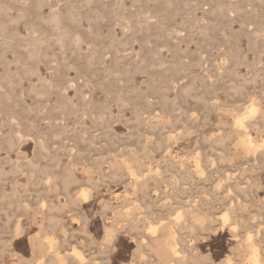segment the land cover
Masks as SVG:
<instances>
[{
    "label": "rangeland",
    "instance_id": "374dc122",
    "mask_svg": "<svg viewBox=\"0 0 264 264\" xmlns=\"http://www.w3.org/2000/svg\"><path fill=\"white\" fill-rule=\"evenodd\" d=\"M4 1L7 4L0 0V264H78L70 257L72 249H77L83 255V264H159L148 256L149 252H143L139 248V241L149 232V227L160 228L165 222L166 226L177 230V247L181 248L179 251L185 257L181 254L185 259L184 264H251L253 247L258 252L260 263L263 261L261 264H264V0H91L93 3L90 0ZM115 15H120L121 18H116ZM122 16H126L127 20H123ZM134 17L137 18L136 21ZM51 20L55 25H52L54 23ZM144 23L146 24L143 25ZM148 30L152 33H147ZM49 37L51 41H48ZM67 40L71 43L66 42ZM61 41L64 43L61 44ZM80 47L82 51L79 50ZM114 61H118L117 64ZM26 69L29 70L28 73ZM211 75L214 78L220 77L215 79V85ZM191 83L193 86H190ZM163 89H166L164 94L161 91ZM38 92L42 93V97H38ZM62 92L66 94L63 97ZM217 98L220 100L219 104ZM255 99L257 101L254 103ZM169 102H173L172 105ZM251 106L255 108L254 114L249 113L248 108ZM12 117L15 119L12 120ZM240 121L243 122V127L239 125ZM49 126H52V130ZM245 132L256 137L255 144L260 143H257L256 150L248 149ZM227 134L232 135V139ZM60 136L62 141L59 140ZM217 141L224 142L226 150L222 142L216 143ZM77 144L79 145L75 146ZM155 144L157 148L154 147ZM232 151L235 153L232 154ZM254 156L256 157L252 158ZM17 168H21L20 173ZM188 172H191L193 179L188 177ZM181 176L187 177L188 181ZM55 185L56 189L54 187L53 190ZM80 191L87 193V202H79V206L77 203L71 205L69 197L73 196L74 201L80 199ZM259 202L262 204L259 205ZM135 204L138 206L135 207ZM189 211L192 213H188ZM231 212L235 217L231 216ZM199 213L201 217L204 214L208 222H203V226L206 224L205 228L197 223L194 226L196 232L191 228L193 220L190 216L196 217ZM226 214L228 217L223 222L222 215ZM142 216L144 221H141ZM214 220L217 222L214 223ZM85 221L88 222L87 226ZM144 222L148 224L147 227ZM223 223L227 225L222 226ZM16 231L21 235L18 232L17 235ZM105 232H112L117 237L113 235L116 240L112 238L113 242L106 244ZM32 238L41 243L34 244ZM253 239L259 240V244ZM48 241L56 242L55 247L60 253L54 254L52 260L43 257L48 253ZM41 244H44V248ZM136 249L143 255V259L139 258ZM135 258L139 260L136 261ZM194 258L197 259L192 262Z\"/></svg>",
    "mask_w": 264,
    "mask_h": 264
},
{
    "label": "bare ground",
    "instance_id": "6f19581e",
    "mask_svg": "<svg viewBox=\"0 0 264 264\" xmlns=\"http://www.w3.org/2000/svg\"><path fill=\"white\" fill-rule=\"evenodd\" d=\"M64 1H65V0H64ZM69 1H70V0H69ZM121 1H123V0H121ZM249 1H250V0H249ZM19 2H20V1H19ZM29 2H30V0H29ZM35 2H37V1H35ZM54 2H55V1H54ZM89 2H92V1L90 0ZM168 2H169V1H168ZM259 2H260V0H259ZM263 2H264V1H263ZM1 3H2V1H1ZM1 3H0V4H1ZM3 3H6V2L3 0ZM9 3H10V2H9ZM9 3H8V4H9ZM38 3H39V2H38ZM38 3H37V4H38ZM50 3H51V2H50ZM74 3H75V2H74ZM92 3H93V2H92ZM94 3H95V1H94ZM214 3H215V2H214ZM218 3H219V2H218ZM227 3H228V2H227ZM230 3H232V2H230ZM6 4H7V3H6ZM10 4H11V3H10ZM12 4H14V3H12ZM12 4H11V5H12ZM45 4H46V3H45ZM167 4H168V3H167ZM172 4H173V3H172ZM15 5H16V4H15ZM23 5H25V4H23ZM46 5H47V4H46ZM65 5H66V4H65ZM84 5H85V4H84ZM120 5H121V4H120ZM218 5H219V4H218ZM221 5H222V4H221ZM226 5H227V4H226ZM229 5H230V4H229ZM234 5H235V4H234ZM238 5H239V3H238ZM43 6H44V5H43ZM58 6H59V5H58ZM72 6H73V5H72ZM87 6H89V5H87ZM90 6H91V4H90ZM222 6H223V5H222ZM222 6H221V9H222ZM232 6H233V5H232ZM1 7H2V6H1ZM1 7H0V8H1ZM11 7H12V6H10V8H11ZM22 7H23V6H22ZM78 7H79V6H78ZM218 7L220 8V5L217 6V8H218ZM223 7H224V6H223ZM229 7H230V6H229ZM236 7H237V6H236ZM69 8H70V7H69ZM74 8H77V7L74 6ZM123 8H124V7H123ZM219 8H218V12H219ZM226 8H227V7H226ZM240 8H241V7H240ZM242 8H243V7H242ZM242 8H241V9H242ZM6 9H7V8H6ZM37 9H38V8H37ZM72 9H73V8H72ZM78 9H79V8H78ZM223 9L225 10V8H223ZM224 10H223V11H224ZM227 10H228V9H227ZM11 11H12V10H11ZM11 11H8V12H11ZM54 11H55V10H54ZM54 11L52 10V12H54ZM72 11H73V10H72ZM72 11H70V12H72ZM77 11H78V10H77ZM225 11H226V10H225ZM229 11H231V10H229ZM239 11H241V10L239 9ZM66 12H68V11H66ZM70 12H69V13H70ZM151 12H152V11H151ZM214 12H215V11H214ZM216 12H217V11H216ZM218 12H217V13H218ZM1 13H2V12H1ZM27 13H28V11H27ZM50 13H51V12H50ZM69 13H66V14L68 15ZM79 13H80V12H79ZM112 13H113V11H112ZM142 13H144V12H142ZM223 13H224V12H223ZM228 13H229V12H228ZM242 13H243V12H242ZM242 13H241V15H242ZM246 13H247V12H246ZM21 14H22V13H21ZM53 14H54V13H53ZM53 14H52V15H53ZM117 14H118V13H117ZM146 14H147V13H146ZM151 14H152V13H151ZM161 14H162V13H161ZM214 14H216V13H214ZM230 14H231V13H230ZM248 14H249V13H248ZM258 14H259V12H258ZM2 15H4V14L2 13ZM7 15H8V14H7ZM52 15H51V16H52ZM56 15H57V14H56ZM69 15H70V14H69ZM69 15H68V17H69ZM72 15H74V14H72ZM78 15H79V14H78ZM143 15H144V14H143ZM20 16H21V15H20ZM49 16H50V15H49ZM62 16H63V15H62ZM145 16H146V15H145ZM145 16H144V17H145ZM147 16H148V15H147ZM164 16H165V15H164ZM238 16H239V15H238ZM244 16H246V15H244ZM257 16H258V15H257ZM56 17H57V16H56ZM78 17H79V16H78ZM81 17H82V16H81ZM81 17H80V18H81ZM115 17H116V15H115ZM118 17H120V15H119ZM118 17H116V18H118ZM122 17H123V16H122ZM125 17H126V16L123 17V20H127ZM144 17H143V18H144ZM226 17H227V16H226ZM231 17H232V16H231ZM241 17H242V16H241ZM258 17H259V16H258ZM2 18H3V17H2ZM5 18H6V17H5ZM10 18H12V17H10ZM17 18H18V17H17ZM17 18H16V19H17ZM65 18H66V17H65ZM69 18H71V17H69ZM69 18H68V20H69ZM73 18H74V16H73ZM120 18H121V17H120ZM124 18H125V19H124ZM150 18H151V17H150ZM157 18H158V16H157ZM245 18H246V17H245ZM13 19H14V18H13ZM26 19H27V18H26ZM48 19H49V18H48ZM54 19H55V18H54ZM62 19H63V18H62ZM82 19H83V18H82ZM88 19H89V18H88ZM88 19H87V20H88ZM111 19H112V18H111ZM133 19H135V21H136L137 18L134 17ZM145 19H146V17H145ZM160 19H161V18H160ZM162 19H163V18H162ZM24 20H25V19H24ZM40 20H42V19L40 18ZM45 20H47V19H45ZM56 20H57L56 22H58V19H56ZM60 20H61V19L59 18V21H60ZM98 20H99V19H98ZM102 20H103V19H102ZM108 20H109V19H108ZM143 20H144V19H143ZM143 20H142V21H143ZM42 21H43V20H42ZM69 21H70V20H69ZM75 21H77V20H75ZM75 21H74V22H75ZM92 21H93V20H92ZM138 21H139V20H138ZM145 21H146V20H145ZM145 21H144V22H145ZM246 21H247V20H246ZM51 22H53V20H51ZM60 22H61V21H60ZM129 22H131L130 18H129ZM155 22H156V21H155ZM45 23H47V22L45 21ZM53 23H54V22H53ZM98 23H100V20H99ZM125 23H127V22H125ZM142 23H143V22H142ZM142 23H141V24H142ZM247 23H248V22H247ZM250 23L252 24V22H250ZM250 23H249V24H250ZM48 24H49V23H48ZM59 24H61V23H59ZM59 24H58V25H59ZM128 24H129V23H128ZM130 24H131V23H130ZM141 24H140V25H141ZM145 24H146V23H144L143 25H145ZM148 24H149V22H148ZM160 24H161V23H160ZM160 24H158V25H160ZM226 24H227V23H226ZM50 25H51V24H50ZM52 25H55V23L52 24ZM143 25H142V26H143ZM246 25H248V24H245V26H246ZM127 26H128V25H127ZM138 26H139V24H138ZM142 26H141V28H143ZM248 26H249V25H248ZM55 27H56V26H55ZM62 27H63V26H62ZM243 27H244V26H243ZM3 28H4V27H3ZM53 28H54V26H53ZM63 28H64V27H63ZM65 28H66V27H65ZM65 28H64V29H65ZM145 28H146V27H145ZM147 28H148V27H147ZM149 28H150V27H149ZM55 29H56V28H55ZM61 29H62V28H61ZM122 29H123V28H122ZM131 29H132V28H131ZM4 30H5V29H4ZM56 30H57V29H56ZM62 30H63V29H62ZM124 30H125V29H124ZM128 30H129V28H128ZM128 30H127V32H130V31H128ZM133 30H134V29H133ZM141 30H142V29H141ZM170 30H171V29H170ZM32 31H33V30H32ZM36 31H37V30H36ZM57 31H58V30H57ZM60 31H61V30H60ZM66 31H68V29H67ZM34 32H35V31H34ZM72 32H73V31H72ZM124 32H125V31H124ZM148 32H150V30H148L147 33H148ZM172 32H173V30H172ZM259 32H260V31H259ZM40 33H41V32H40ZM42 33H43V32H42ZM45 33H46V32H45ZM65 33H66V32H65ZM150 33H152V32H150ZM170 33H171V31H170ZM177 33H178V32H177ZM190 33H191V32H190ZM204 33H205V32H204ZM17 34H18V33H17ZM34 34H35V33H34ZM67 34H68V32H67ZM67 34H66V35H67ZM179 34H180V33H179ZM179 34H178V35H179ZM257 34H259V33H257ZM15 35H16V34H15ZM40 35H41V34H40ZM45 35H46V34H45ZM73 35H74V33H73ZM175 35H176V34H175ZM178 35H177V36H178ZM255 35H256V32L254 33V36H255ZM16 36H17V35H16ZM16 36H14V37H16ZM51 36H52V35H51ZM51 36H50V37H51ZM70 36H71V34H70ZM74 36H75V35H74ZM124 36H125V35H124ZM160 36H161V35H160ZM177 36H176V37H177ZM11 37H12V36H11ZM47 37H48V35H47ZM50 37H49V38H50ZM80 37H81V36H80ZM135 37H136V35H135ZM167 37H168V35H167ZM170 37H171V35H170ZM180 37H181V36H180ZM189 37H190V36H189ZM189 37H188V38H189ZM49 38H48V39H49ZM51 38H52V37H51ZM51 38H50V40H48V41H51ZM58 38H59V37H58ZM58 38H57V39H58ZM82 38H83V37H82ZM116 38H117V37H116ZM116 38H115V39H116ZM122 38H123V37H122ZM168 38H169V37H168ZM173 38H174V36H173ZM177 38H179V37H177ZM188 38H185V39H188ZM255 38H256V36H255ZM22 39H23V38H22ZM34 39H35V38H34ZM73 39H75V37H74ZM108 39H109V38H108ZM169 39H170V38H169ZM169 39H168V41H169ZM5 40H6V39H5ZM7 40H8V39H7ZM13 40H14V39H13ZM39 40H42V39L40 38ZM39 40H38V41H39ZM54 40H55V39H54ZM61 40H62V39H61ZM71 40H72V39H71ZM77 40H79V38H78ZM77 40H72V41H73V42H74V41L77 42ZM118 40H120V39H118ZM172 40H173V39H172ZM9 41H10V40H9ZM25 41H26V40H25ZM42 41H44V40H42ZM58 41H59V40H58ZM64 41H65V40H64ZM68 41H69V40H67L66 42H68ZM26 42H27V41H26ZM44 42H45V41H44ZM44 42H43V43H44ZM55 42H56V41H55ZM61 42H62V41H61ZM69 42H70V41H69ZM113 42H114V41H113ZM115 42H116V41H115ZM123 42H124V41H123ZM135 42H136V41H135ZM137 42H138V41H137ZM162 42H164V41H162ZM178 42H179V41H178ZM3 43H6V42H3ZM24 43H25V42H24ZM28 43H29V42H28ZM56 43H57V42H56ZM63 43H64V42H62L61 44H63ZM70 43H71V42H70ZM78 43H79V42H78ZM86 43H87V42H86ZM129 43H130V42H129ZM176 43H177V42H176ZM252 43L255 44L256 42H255V43L252 42ZM7 44H8V43H7ZM25 44H26V43H25ZM45 44H47V43H45ZM72 44H73V43H72ZM74 44H75V43H74ZM83 44H84V42H83ZM83 44H82V45H83ZM110 44H111V43H110ZM34 45H36V44L34 43ZM34 45H33V46H34ZM37 45H38V44H37ZM37 45H36V46H37ZM42 45H43V44H42ZM89 45H90V44H89ZM113 45H114V44H113ZM119 45H120V44H119ZM124 45L127 46L125 43H124ZM27 46H28V45H27ZM38 46L40 47L41 45L39 44ZM64 46H65V45H64ZM64 46H63V47H64ZM77 46H78V45H77ZM79 46H80V45H79ZM87 46H88V45H87ZM109 46H110V45H109ZM117 46H118V44H117ZM143 46H144V45H143ZM180 46H181V44H180ZM28 47H29V46H28ZM59 47H60V46H59ZM61 47H62V46H61ZM61 47H60V48H61ZM157 47H158V46H157ZM22 48H23V46H22ZM65 48H66V46H65ZM116 48H117V47H116ZM119 48H120V47H119ZM123 48H124V46H123ZM26 49H27V48H26V46H25V50H26ZM34 49H37V50H38V48H34ZM96 49H97V48H96ZM105 49H106V48H105ZM180 49H181V48H180ZM28 50H29V49H28ZM37 50H36V51H37ZM63 50H64V48H63ZM79 50H81V47H80ZM81 51H82V50H81ZM103 51H104V50H103ZM181 51H182V50H181ZM61 52H63V51H61ZM93 52H94V51H93ZM106 52H107V51H106ZM112 52H113V51H112ZM26 53H27V52H26ZM28 53H30V52H28ZM28 53H27V54H28ZM36 53H37V52H36ZM36 53H35V55H37ZM79 53H80V52H79ZM89 53H90V52H89ZM97 53H98V52H97ZM186 53H187V49H186ZM39 54H40V52H39ZM39 54H38V57H39ZM62 54L64 55V53H62ZM62 54H61V55H62ZM84 54H85V53H84ZM86 54H87V53H86ZM99 54H100V53H99ZM99 54H98V56H99ZM159 54H160V53H159ZM159 54H158V55H159ZM76 55H78V54H76ZM93 55H94V54H93ZM95 56H96V55H95ZM138 56H139V55H138ZM27 57H28V56H27ZM43 57H45V56H43ZM80 57H81V56H80ZM90 57H92V56H90ZM115 57H116V56H115ZM115 57H114V58H115ZM159 57H160V56H159ZM234 57H235V56H234ZM234 57H233V58H234ZM35 58H36V57H35ZM46 58H47V57H46ZM86 58H87V57H86ZM116 58H117V57H116ZM118 58H119V57H118ZM160 58H161V57H160ZM27 59H28V58H27ZM78 59H80V58H78ZM87 59H90V58H87ZM97 59H98V58H97ZM99 59H100L99 61H101V58H100V57H99ZM105 59H106V58H105ZM120 59H121V58H120ZM162 59H163V57H162ZM226 59H227V58H226ZM236 59H237V58H236ZM238 59H239V58H238ZM32 60H33V58H32ZM39 60H40V59H39ZM55 60H56V59H55ZM82 60H83V59H82ZM90 60H91V59H90ZM93 60H94V58H93ZM93 60H91V61H93ZM122 60H123V59H122ZM139 60H140V59H139ZM240 60H241V59H240ZM16 61H17V60H16ZM40 61H41V60H40ZM86 61H87V60H86ZM86 61H85V62H86ZM120 61H121V60H120ZM160 61H161V60H160ZM19 62H20V61H19ZM88 62H89V61H88ZM102 62H103V61H102ZM114 62H116V61H114ZM117 62H118V61H117ZM117 62H116V64H117ZM121 62H122V61H121ZM144 62H145V61H144ZM164 62H165V61H164ZM164 62H163V63H164ZM234 62H235V61H234ZM236 62H237V61H236ZM243 62H245V61L243 60ZM15 63H16V62H15ZM35 63H36V61H35ZM37 63H38V62H37ZM41 63H42V62H41ZM57 63H58V62H57ZM65 63H66V60H65ZM157 63H159V62H157ZM237 63H238V62H237ZM241 63H242V62H241ZM25 64H26V63H25ZM51 64H52V63H51ZM54 64H55V63H54ZM58 64H59V63H58ZM86 64H87V63H86ZM99 64H100V63H99ZM113 64H114V63H113ZM152 64H153V63H152ZM166 64H167V66L169 65L168 62H167ZM171 64H172V63H171ZM238 64H239V63H238ZM153 65H155V64H153ZM199 65H200V64H199ZM217 65H218V64H217ZM235 65H236V64H235ZM23 66H24V65H23ZM70 66H71V65H70ZM119 66H120V65H119ZM163 66H164V65H163ZM192 66H193V65H192ZM20 67H21V64H20ZM36 67H37V65H36ZM54 67H55V66H54ZM130 67H131V66H130ZM155 67H157V65H156ZM165 67H166V66H165ZM218 67H219V66H218ZM223 67H224V66H223ZM23 68H24V67H23ZM25 68H26V65H25ZM25 68H24V69H25ZM58 68L60 69L59 65H58ZM72 68H73V67H72ZM151 68H154V67H151ZM37 69H38V67H37ZM49 69H50V68H49ZM51 69H52V68H51ZM59 69H58V70H59ZM121 69H122V68H121ZM138 69H139V68H138ZM222 69H223V68H222ZM35 70H36V69H35ZM35 70H34V71H35ZM67 70H68V69H67ZM112 70H113V69H112ZM115 70H116V69H115ZM25 71L28 73L29 70L27 71V69H26ZM50 71H51V70H50ZM121 71H122V70H121ZM219 71H220V70H219ZM13 72H14V71H13ZM37 72H39V71L37 70ZM54 72H55V71H54ZM104 72H105V71H104ZM113 72H114V71H113ZM119 72H120V71H119ZM125 72H126V71H125ZM125 72H124V74H125ZM11 73H12V72H11ZM29 73H31V72H29ZM34 73H35V72H34ZM105 73H106V72H105ZM15 74H16V73H15ZM17 74H18V73H17ZM108 74H109V72H108ZM232 74H233V73H232ZM235 74H236V73H235ZM235 74H234V75H235ZM256 74H257V73H256ZM13 75H14V74H13ZM18 75H19V74H18ZM26 75H28V74H26ZM218 75H219V74H218ZM224 75H226V74H224ZM8 76H9V73H8ZM15 76H16V75H15ZM109 76H110V75H109ZM120 76L122 77V75H120ZM211 76H212V75H211ZM227 76H228V75H227ZM238 76H239V75H238ZM254 76H255V75H254ZM256 76H257V75H256ZM259 76H260V75H259ZM116 77H117V76H116ZM151 77H152V76H151ZM204 77H206V76H204ZM214 77H215V76H214ZM214 77L212 76V78H214ZM18 78H20V77H18ZM208 78H209V77H208ZM208 78H207V79H208ZM217 78H218V77L214 78V80H215V79L217 80ZM253 78H254V77H253ZM13 79H14V78H13ZM198 79H199V78H198ZM207 79H206V80H207ZM218 79H220V77H219ZM1 80H2V79H1ZM6 80H8V79L6 78ZM42 80H43V78H42ZM42 80H41V81H42ZM119 80H120V79H119ZM200 80H201V79H200ZM206 80H204V81L206 82ZM216 80H215V83H213V81L211 80V81H212L211 83H213V85H215V84H216ZM221 80H222V78H221ZM223 80H224V79H223ZM45 81H46V80H45ZM88 81L90 82V80H88ZM224 81H225V80H224ZM227 81H228V80H227ZM227 81H226V82H227ZM255 81H256V78H255ZM3 82H4V78H3ZM5 82L7 83L8 81H5ZM9 82H10V81H9ZM85 82H86V81H85ZM89 82H88V83H89ZM172 82H173V81H172ZM207 82H208V81H207ZM44 83H45V82H44ZM47 83H51V82L47 81ZM56 83H57V82H56ZM56 83H55V84H56ZM58 83H59V82H58ZM65 83H66V82H65ZM65 83H64V86H66ZM209 83H210V82H209ZM219 83L223 84L220 80H219ZM7 84H8V83H7ZM55 84H54V85H55ZM59 84H60V83H59ZM59 84H58V85H59ZM161 84H162V82H161ZM172 84H173V83H172ZM225 84H226V83H225ZM47 85H48V84H47ZM58 85H56V86H58ZM181 85H182V84H181ZM185 85H186V84H185ZM209 85H210V84H209ZM209 85H208V86H209ZM45 86H46V85H45ZM48 86H50V85H48ZM56 86H55V87H56ZM59 86H60V85H59ZM62 86H63V85H62ZM64 86H63V88H64ZM72 86H73V85H72ZM164 86H165V85H164ZM190 86H193L192 83H191ZM190 86H189V88H190ZM203 86H204V85H203ZM218 86H219V85H218ZM218 86H217V87H218ZM223 86H224V85H223ZM43 87H44V86H43ZM51 87H52V86H51ZM147 87H150V86H147ZM178 87H179V86H178ZM178 87H177V88H178ZM182 87H183V86H182ZM182 87H181V89H182ZM186 87H187V86H186ZM186 87H185V88H186ZM212 87H213V86H212ZM49 88H50V87H49ZM49 88H48V89H49ZM59 88H60V87H59ZM71 88H74V87H71ZM162 88H165V87H162ZM174 88H175V87H174ZM189 88H188V89H189ZM210 88H211V86H210ZM37 89H38V88H37ZM42 89H43V88H42ZM44 89H45V87H44ZM139 89H140V88H139ZM139 89H138V90H139ZM157 89H158V88H156V90H157ZM183 89H184V88H183ZM186 89H187V88H186ZM186 89H185V90H186ZM199 89H200V88H199ZM201 89H202V88H201ZM31 90H32V89H31ZM33 90H34V88H33ZM33 90H32V92H33ZM35 90H36V88H35ZM54 90L56 91V89H53V91H54ZM81 90H82V89H81ZM156 90H155V91H156ZM164 90H166V89L161 90V91H163V94H164ZM169 90H170V88H169ZM177 90H178V89H177ZM189 90H190V89H189ZM193 90H194V88H193ZM195 90H196V89H195ZM205 90H206V89H205ZM212 90H213V88H212ZM2 91H4V90L2 89ZM135 91H136V90H135ZM214 91H217V90H214ZM34 92H35V91H34ZM48 92H49V90H48ZM51 92H52V89H51ZM56 92H57V91H56ZM77 92H78V91H77ZM79 92H80V90H79ZM179 92H180V91H179ZM184 92H185V91H184ZM203 92H205V91H203ZM36 93H37V92H36ZM36 93H35V94H36ZM139 93H140V91H139ZM141 93H142V91H141ZM141 93H140V94H141ZM150 93H151V91H150ZM205 93H206V92H205ZM38 94H40V92H38ZM63 94L66 95L65 93L62 92V97H63ZM134 94H135V93H134ZM183 94H184V93H183ZM206 94H207V93H206ZM227 94H228V93H227ZM260 94L262 95V93H260ZM41 95H42V93H41L40 95H38V97L41 96ZM137 95H138V94H137ZM137 95H136V96H137ZM166 95H167V94H166ZM185 95H186V93H185ZM199 95H200L199 97L201 98V94H199ZM35 96H36V95H35ZM46 96H47V94H46ZM77 96H78V95H77ZM79 96H80V95H79ZM85 96H86V94H85ZM156 96H158V95H156ZM156 96H155V97H156ZM189 96H191V94H189ZM263 96H264V95H263ZM6 97H7V96H6ZM36 97H37V96H36ZM41 97H42V96H41ZM160 97H161V96H160ZM165 97H166V96H165ZM210 97H211V96H210ZM261 97H262V96H261ZM10 98H11V97H10ZM44 98H45V97H44ZM123 98L125 99V97H123ZM161 98H162V97H161ZM200 98H199V99H200ZM227 98H228V97H227ZM259 98H260V97H259ZM7 99H8V97H7ZM68 99H69V98H68ZM68 99H67V101H68ZM81 99H82V97H81ZM84 99H86V98H84ZM164 99H165V98H164ZM164 99H163V101H164ZM168 99H169V98H168ZM202 99H203V97H202ZM211 99H212V98H211ZM217 99H218V98H217ZM63 100L66 101V99H63ZM71 100H72V99H71ZM156 100H158V99H156ZM160 100H161V99H160ZM204 100H205V99H203V101H204ZM69 101H70V100H69ZM69 101H68V102H69ZM86 101H87V100H86ZM119 101H120V99H119ZM209 101H210V100H209ZM216 101H217V100H216ZM256 101H257V100L255 99V100H254V103H255ZM75 102H76V101H75ZM75 102H74V104H75ZM158 102H159V101H158ZM166 102H167V99H166ZM207 102H208V101H207ZM219 102H220V100L218 99V104H219ZM66 103H67V102H66ZM66 103H65V104H66ZM89 103H91V102L89 101ZM122 103H123V102H122ZM122 103H120V104H122ZM127 103H128V102H127ZM153 103H154V102H153ZM169 103H171V102H169ZM169 103H168V104H169ZM172 103H173V102H172ZM172 103H171V105H172ZM204 103H205V102H204ZM254 103H253V104H254ZM257 103H258V102H257ZM67 104H68V103H67ZM70 104H71V103H70ZM70 104H69V105H70ZM87 104H88V103H87ZM91 104H92V103H91ZM91 104H89V105L91 106ZM102 104H103V103H102ZM149 104H150V103H149ZM149 104H148V105H149ZM207 104H209V103H207ZM224 104H225V103H224ZM250 104H251V102H250ZM263 104H264V103H263ZM63 105H64V104H63ZM146 105H147V104H146ZM150 105H151V104H150ZM157 105H158V104H157ZM214 105H216L215 102H214ZM251 105H252V104H251ZM56 106H57V105H56ZM60 106H61V105H60ZM64 106H65V105H64ZM87 106H88V105H87ZM104 106H105V104H104ZM54 107H55V105H54ZM57 107H59V105H58ZM66 107H68V106L66 105ZM70 107H72V106H70ZM105 107H106V106H105ZM165 107H166V106H165ZM167 107H168V106H167ZM213 107H214V106H213ZM215 107H216V106H215ZM247 107H248V106H247ZM48 108H49V107H48ZM79 108H80V107H79ZM102 108H103V107H102ZM121 108H122V107H121ZM163 108H164V107H163ZM221 108H222V107H221ZM257 108H259V107H257ZM41 109H42V108H41ZM63 109H64V108H63ZM63 109H62V110H63ZM72 109H73V108H72ZM170 109H171V108H170ZM246 109H247V108H246ZM248 109H250V112H249L250 114H254V113H255V108H254V106H251V108H248ZM248 109H247V111H249ZM57 110H61V109H57ZM62 110H61V111H62ZM106 110H107V109H106ZM106 110H105V111H106ZM108 110H109V109H108ZM167 110H168V109H167ZM233 110H234V109H233ZM243 110H245V109L243 108ZM34 111H35V110H34ZM63 111H64V110H63ZM78 111H79V109H78ZM78 111H77V112H78ZM81 111H82V110H81ZM238 111H239V110H238ZM245 111H246V110H245ZM245 111H244V112H245ZM256 111H257V110H256ZM259 111H260V110H259ZM37 112L40 113V111H37ZM37 112H36V113H37ZM79 112H80V111H79ZM82 112H83V111H82ZM233 112H234V111H233ZM262 112H263V111H262ZM41 113H42V112H41ZM61 113H62V112H61ZM65 113H66V111L64 112V114H65ZM80 113H81V112H80ZM236 113L239 114V112H237V111H236ZM236 113H235V114H236ZM245 113H246V112H245ZM68 114H70V113H68ZM223 114H224V113H223ZM226 114H227V113H225V115H226ZM238 114H237V115H238ZM246 114H247V113H246ZM36 115H37V114H36ZM138 115H139V114H138ZM228 115H229V114H228ZM243 115H244V114H243ZM243 115L240 114V116H243ZM11 116H13V115H11ZM14 116H15V115H14ZM19 116H20V115H19ZM63 116L66 117L65 115H63ZM68 116L70 117V115H68ZM139 116H140V115H139ZM226 116H227V115H226ZM110 117H112V116H110ZM141 117H142V116H141ZM252 117H253V116H252ZM13 118H14V117H12V120H13ZM16 118H18V117H16ZM100 118H101V117H100ZM137 118H138V117H137ZM139 118H140V117H139ZM142 118H143V117H142ZM187 118H188V117H187ZM187 118H186V120H187ZM232 118H233V117H232ZM14 119H15V118H14ZM145 119H146V118H144V120H145ZM184 119H185V118H184ZM188 119L191 120L190 118H188ZM219 119H220V117H219ZM234 119H235V118H234ZM261 119H262V117H261ZM29 120H30V119H29ZM43 120H44V119H43ZM139 120L142 122V119H141V118H140ZM144 120H143V121H144ZM192 120H193V119H192ZM220 120H221V119H220ZM220 120H219V123H220V126H221V122H220ZM248 120H249V119H248ZM254 120H255V119H254ZM262 120H264V119H262ZM8 121H9V120H8ZM15 121H17V120H15ZM106 121H107V120H106ZM194 121H195V120H194ZM258 121H259V120H258ZM11 122H12V121H11ZM141 122H140V123H141ZM144 122H145V121H144ZM163 122H164V121H163ZM224 122H225V121H224ZM224 122H223V123H224ZM248 122H249V121H248ZM25 123H26V122H25ZM49 123H50V122H49ZM49 123H48V124H49ZM103 123H104V122H103ZM223 123H222V124H223ZM263 123H264V122H263ZM22 124L24 125V121H23ZM138 124H139V123H138ZM152 124L154 125V123H152ZM157 124H158V123H157ZM192 124H193V123H192ZM217 124H218V123H217ZM226 124H227V123H226ZM247 124H248V123H247ZM5 125H8V124H5ZM9 125H10V124H9ZM17 125H18V124H17ZM19 125H20V124H19ZM141 125H142V124H141ZM155 125H156V124H155ZM166 125H167V124H166ZM224 125H225V124H224ZM234 125H235V124H234ZM239 125H240L241 127H243L244 124H243V122L240 121V122H239ZM256 125H257V124H256ZM15 126H16V124H15ZM26 126H27V125H26ZM46 126H47V125H46ZM53 126H54V125H53ZM143 126H145V125L143 124ZM159 126H160V125H159ZM227 126H228V125H227ZM227 126H226V127H227ZM246 126H247V125H246ZM250 126H251V125H250ZM262 126H263V125H262ZM17 127H18V126H17ZM17 127H15V128L17 129ZM22 127L24 128V126H22ZM32 127H33V126H32ZM49 127H50V126H49ZM51 127H52V126H51ZM51 127H50V129H51ZM58 127L60 128V126H58ZM63 127H64V126H63ZM156 127H158V126H156ZM164 127H165V125H164ZM164 127H163V128H164ZM217 127H218V126H217ZM222 127H225V126H222ZM228 127H229V126H228ZM231 127H232V126H231ZM234 127H235V126H234ZM252 127H253V126H252ZM254 127H255V126H254ZM254 127H253V128H254ZM258 127L261 129V126H258ZM26 128H28V127H26ZM36 128H37V127H36ZM55 128H56V126H55ZM61 128H62V127H61ZM238 128H239V127H238ZM250 128H251V127H250ZM263 128H264V126H263ZM11 129H12V128H11ZM34 129H35V128H34ZM37 129H38V128H37ZM245 129H246V128H245ZM260 129H259V130H260ZM17 130H18V129H17ZM48 130H49V129H48ZM48 130H47V132H48ZM51 130H52V129H51ZM51 130H50V131H51ZM74 130H75V129H74ZM158 130H160V129H158ZM158 130H157V131H158ZM246 130H247V129H246ZM253 130H254V129H253ZM256 130H258V129H256ZM10 131H11V130H10ZM12 131H13V130H12ZM36 131H37V130H36ZM62 131H65V130L62 129ZM160 131H161V130H160ZM160 131H159V132H160ZM163 131H164V129H163ZM225 131H226V130H225ZM227 131H229V130H227ZM227 131H226V132H227ZM235 131H237V130H235ZM238 131H239V130H238ZM240 131H241V130H240ZM243 131H245V130H243ZM247 131H248V130H247ZM28 132H29V131H28ZM37 132H38V131H37ZM53 132H54V131H53ZM159 132H158V133H159ZM232 132H233V131H232ZM249 132H250V130H249ZM257 132H259V131H257ZM261 132H262V131H261ZM16 133H18V132H16ZM40 133H41V132H40ZM40 133H39V134H40ZM42 133H43V132H42ZM63 133H64V132H63ZM63 133H62V135H63ZM84 133H85V132H84ZM241 133H242V131L240 132V135H241ZM245 133H246V136H247L246 139H245V144L247 145L248 149L251 150V151L256 150V149L258 148V145H257L258 142H257L256 144H255V142H254V139H255L256 137L253 138L252 135L250 136L247 132H245ZM12 134H13V133H12ZM22 134H24V133H22ZM55 134H56V132H55ZM55 134H54V135H55ZM228 134H231V133L228 132ZM228 134H227V136H228ZM232 134H233V133H232ZM8 135H9V134H7V136H8ZM24 135H25V134H24ZM28 135H29V134H28ZM30 135H31V134H30ZM40 135H41V134H40ZM40 135H39V138H40ZM45 135H46V134H45ZM75 135H78V133L75 134ZM216 135H217V134H216ZM243 135H244V134H243ZM13 136H14V135H13ZM17 136H18V135H17ZM19 136H20V135H19ZM22 136H23V135H22ZM26 136H27V135H26ZM26 136H25V137H26ZM33 136H34V135H33ZM58 136H59V135H58ZM63 136H64V135H63ZM73 136H74V135H73ZM167 136H168V135H167ZM170 136H171V135H170ZM170 136H169V137H170ZM225 136H226V135H225ZM236 136H237V135H236ZM236 136H235V137H236ZM25 137H23V138H25ZM27 137H28V136H27ZM29 137H30V136H29ZM37 137H38V136H37ZM52 137H53V136H52ZM52 137H51V139H52ZM228 137H231V139H232L233 136L231 135V136H228ZM228 137H227V138H228ZM242 137H243V136H242ZM261 137H262V136H261ZM31 138H33V137L31 136ZM45 138H46V137H45ZM57 138H59V137H57ZM62 138H63V137H62ZM82 138H84V137H82ZM173 138H174V137H173ZM173 138H171V139L173 140ZM203 138H204V137H203ZM205 138H206V137H205ZM218 138H219V137H218ZM238 138H239V137H238ZM238 138H237V139H238ZM7 139H8V137H7ZM7 139H5V140H7ZM19 139H20V137H19ZM29 139H30V138H29ZM55 139H56V136H55ZM166 139H167V138H166ZM200 139H201V138H200ZM208 139H209V138H208ZM215 139H216V138H215ZM231 139H230V140H231ZM258 139H259V138H258ZM14 140H15V139H14ZM20 140H21V139H20ZM30 140H32V139H30ZM44 140H46V139H44ZM52 140H53V139H52ZM59 140H61V136H60V139H59ZM89 140H90V139H89ZM159 140H160V139H159ZM162 140H163V139H162ZM204 140H205V139H204ZM216 140H217V139H216ZM216 140H215V141H216ZM218 140H220V138H219ZM225 140H228V139H225ZM260 140H261V139H260ZM22 141H23V139H22ZM26 141H27V140H26ZM32 141H33V140H32ZM46 141H47V140H46ZM49 141H50V140H49ZM57 141H58V140H57ZM61 141H62V140H61ZM61 141H60V142H61ZM164 141L166 142V140H164ZM169 141H170V140H169ZM209 141H210V140H208V143H209ZM222 141H223V140H222ZM222 141H220V142H222ZM16 142H17V141H16ZM37 142H38V141H37ZM39 142H40V141H39ZM75 142H77V141H75ZM174 142H175V141H174ZM200 142H201V141H200ZM204 142H205V141H204ZM212 142H213V141H212ZM220 142L217 141L216 143H220ZM226 142H227V141H226ZM11 143H12V142H11ZM18 143H19V141H18ZM23 143H24V142H23ZM25 143H26V142H25ZM30 143H31V142H30ZM42 143H43V142H42ZM45 143H46V142H45ZM45 143H44V144H45ZM79 143H81V141H80ZM168 143H169V142H168ZM168 143H167V144H168ZM261 143H262V142H261ZM53 144H54V143H53ZM88 144H89V143H88ZM160 144H161V142H160ZM221 144L223 145L224 150H226L225 147H224V142H222ZM225 144H226V143H225ZM258 144H260V143H258ZM5 145H6V144H5ZM11 145H12V144H11ZM41 145H42V144H41ZM78 145H79V144H77V145H75V146H78ZM81 145H82V144H81ZM169 145H171V144H169ZM169 145H165V146H169ZM46 146H47V145H45V147H46ZM262 146H264V145H262ZM45 147H44V148H45ZM63 147H64V146H63ZM154 147L157 148V147H156V144H155ZM169 147H170V146H169ZM197 147H198V146H197ZM216 147H217V146H216ZM6 148H7V147H6ZM9 148H10V147H9ZM11 148H12V147H11ZM11 148H10L9 150H12ZM72 148H73V147H72ZM159 148H161V147H159ZM62 149H64V148H62ZM73 149H74V148H73ZM166 149L168 150L169 148L167 147ZM166 149H165V150H166ZM262 149H264V148H262ZM6 150H7V149H6ZM45 150H46V148H45ZM65 150H66V149H65ZM154 150H156V149H154ZM224 150H223V151H224ZM237 150H238V149H237ZM260 150H261V149H260ZM260 150H258V151H260ZM18 151H19V150H18ZM229 151H230V150H228V152H229ZM10 152L13 153V151H10ZM19 152H20V151H19ZM164 152H165V151H164ZM216 152H217V151H216ZM226 152H227V151H226ZM233 153H235V152L232 151V154H233ZM239 154H240V153H239ZM261 154H262V153H261ZM223 155H224V154H223ZM223 155H222V156H223ZM228 155H230V154H228ZM228 155H227V156H228ZM251 155H252V154H251ZM262 155H263V154H262ZM262 155H261L260 157H262ZM227 156H226V157H227ZM230 156H231V155H230ZM232 156H233V155H232ZM241 156H242V155H241ZM136 157H137V156H136ZM142 157H143V156H142ZM226 157H224V159H225ZM228 157H229V156H228ZM255 157H256V156H254V157H252V158H255ZM257 157L259 158V156H257ZM169 158H170V157H169ZM173 158H174V157H173ZM232 158H234V157H232ZM239 158H240V157H239ZM136 159H137V158H136ZM143 159H145V158H143ZM171 159H172V158H171ZM205 159H206V158H205ZM221 159H222V158H221ZM235 159H236V158H235ZM235 159H234V160H235ZM241 159H243V158H241ZM259 159H260V158H259ZM141 160H142V159H141ZM145 160H146V159H145ZM164 160H165V158H164ZM181 160H182V159H181ZM210 160H212V159H210ZM210 160H209V161H210ZM230 160H231V159H230ZM236 160H237V159H236ZM236 160H235V161H236ZM261 160H262V159H261ZM212 161H213V160H212ZM222 161H223V160H222ZM228 161H229V160H228ZM231 161H232V160H231ZM235 161H234V162H235ZM263 161H264V157H263ZM263 161H262V162H263ZM125 162H126V161H125ZM132 162H133V161H132ZM141 162H142V161H141ZM165 162H166V160H165ZM170 162H171V161H170ZM199 162H200V161H199ZM238 162H239V161H238ZM56 163H57V162H56ZM126 163H127V162H126ZM126 163H124V164H126ZM139 163H140V162H139ZM167 163H168V161H167ZM176 163H177V162H176ZM184 163H185V162H184ZM225 163H226V162H225ZM15 164H16V163H15ZM127 164H128V163H127ZM142 164H143V163H142ZM177 164H178V163H177ZM193 164H194V162H193ZM208 164H209V163H208ZM231 164H233V163H231ZM56 165H57V164H56ZM61 165H62V164H61ZM118 165H120V164H117V166H118ZM129 165H130V164H128V166H129ZM166 165H167V164H166ZM171 165H172V163H171ZM171 165H170V166H171ZM201 165H202V164H201ZM59 166H60V165H59ZM64 166H65V165H64ZM64 166H63V167H64ZM110 166H111V165H110ZM117 166H116V167H117ZM181 166H182V165H181ZM184 166L186 167V165H184ZM184 166H183V167H184ZM12 167H13V165H12ZM16 167H17V165H16ZM21 167H22V166H21ZM114 167H115V166H114ZM129 167H130V166H129ZM136 167H137V166H136ZM198 167H199V165H198ZM236 167H237V166H236ZM254 167H255V166H254ZM57 168H58V167H57ZM64 168H65V167H64ZM75 168H77V167H75ZM75 168H74V170H75ZM122 168H123V167H122ZM126 168H127V166H126ZM131 168H132V167H131ZM131 168H130V169H131ZM134 168H135V166H134ZM138 168H139V167H138ZM141 168H142V166H141ZM166 168H167V167H166ZM176 168H177V167H176ZM176 168H175V169H176ZM199 168H200V167H199ZM199 168H198V169H199ZM17 169H18V168H17ZM19 169H21V168H19ZM19 169H18V170H19ZM58 169H59V168H58ZM60 169H61V168H60ZM62 169H63V168H62ZM70 169H71V168H70ZM172 169H174V168H172ZM175 169H174V170H175ZM145 170H147V169H145ZM166 170H168V169H166ZM181 170H182V169H181ZM4 171H5V170H4ZM10 171H11V170H10ZM67 171H68V170H67ZM70 171H71V170H70ZM118 171H119V170H118ZM172 171H173V170H172ZM172 171H170V172L173 173ZM5 172H6V171H5ZM57 172H58V171H57ZM127 172H128V171H127ZM127 172H126V173H127ZM184 172H185V171H184ZM19 173H20V170H19ZM30 173H31V172H30ZM34 173H35V172H34ZM61 173H62V172H61ZM177 173H178V172L176 171V175H177ZM189 173H190V175H189ZM205 173H206V172H205ZM3 174H5V173H3ZM8 174H11V173L9 172ZM13 174H14V172L12 173V175H13ZM15 174H17V173H15ZM54 174H55V173H54ZM64 174H65V173H64ZM112 174H114V172H113ZM117 174H119V173H117ZM120 174H121V173H120ZM124 174H125V173H124ZM128 174H129V173H128ZM192 174H193V173H192ZM247 174H248V173H247ZM6 175H7V174H5V176H6ZM18 175H19V174H18ZM21 175H22V174H21ZM68 175H69V174H68ZM78 175H79V174H78ZM87 175H88V174H87ZM122 175H123V174H122ZM2 176H3V175H2ZM22 176H23V175H22ZM61 176H62V175H61ZM61 176H60V177H61ZM63 176H64V175H63ZM65 176H66V175H65ZM115 176H116V175H115ZM117 176H119V175H117ZM137 176H138V175H137ZM137 176H136V177H137ZM172 176H174V174H172ZM182 176H184V174H183ZM182 176H181V177H182ZM189 176H191V172H188V177H189ZM201 176H202V175H201ZM43 177H44V176H43ZM58 177H59V175H58ZM66 177H67V176H66ZM74 177H75V176H74ZM120 177H121V176H120ZM131 177H132V175H131ZM133 177L135 178V176H133ZM49 178H50V177H49ZM176 178H178V176H177ZM191 178H192V176H191ZM44 179H45V177H44ZM52 179H53V177H52ZM52 179H51V180H52ZM62 179H63V178H62ZM68 179L70 180V177H69ZM89 179H90V178H89ZM121 179H122V178H121ZM121 179H120V180H121ZM182 179H183V180H185V179L187 180V177H186V178H183V177H182ZM192 179H193V178H192ZM41 180H42V179H41ZM46 180H47V179H46ZM49 180H50V179H49ZM64 180H65V179H64ZM73 180H74V178H73ZM70 181H71V180H70ZM70 181H69V182H70ZM74 181H77V179H75ZM137 181H138V179H137ZM187 181H188V180H187ZM187 181H186V182H187ZM193 181H194V180H193ZM193 181H191V182H193ZM213 181H214V180H213ZM49 182H52V181H49ZM69 182H68V183H69ZM154 182H155V181H154ZM179 182H180V181H179ZM186 182H185V183H186ZM44 183L46 184V182H44ZM47 183H48V182H47ZM142 183H143V181H142ZM142 183H141V184H142ZM145 183H146V182H145ZM160 183H161V182H160ZM236 183H237V182H236ZM238 183H239V182H238ZM49 184H50V183H49ZM51 184H52V183H51ZM70 184H71V183H70ZM129 185H130V184H129ZM135 185H136V183H135ZM139 185H140V182H139ZM145 185H146V184H145ZM230 185H231V184H230ZM230 185H229V186H230ZM67 186H69V185H67ZM130 186H131V185H130ZM240 186H241V185H240ZM260 186H261V185H260ZM54 187H55V189H56V185L53 186V190H54ZM146 188H147V187H146ZM146 188H145V189H146ZM239 188H240V187H239ZM251 188H252V187H251ZM259 188H260V187H259ZM43 189H44V187H43ZM43 189H42V190H43ZM62 189H63V188H62ZM141 189L145 190L144 188H141ZM85 190H86V189H85ZM173 190H174V189H173ZM256 190H257V189H256ZM47 191H48V190H47ZM66 191H67V190H66ZM68 191H70V189H69ZM148 191H149V190H147V192H148ZM240 191H241V189H240ZM240 191L238 190V192H240ZM229 192H230V191H229ZM66 193H67V192H66ZM68 193H69V192H68ZM241 193H242V192H241ZM69 194H70V193H69ZM52 195H53V194H52ZM71 195H72V194H71ZM77 195H78V194H77ZM142 195H143V194H142ZM14 196H15V195H14ZM43 196H44V195H43ZM53 196H54V195H53ZM80 196H81V198H80V199H76V200H75L76 202L74 201L73 196H70V197H69V202L71 203V205H72V203H73V204H74V203H75V204L77 203V205L79 206V202H83V203H86V202H87V197H88V195H87V193H86L85 191H80ZM44 197H45V196H44ZM42 198H43V197H42ZM142 198H143V197H142ZM245 198H246V197H245ZM90 200H91V199H90ZM143 200H144V199H143ZM206 200H207V199H206ZM42 201H43V200H42ZM51 201H52V200H51ZM208 201H209V200H208ZM221 201H222V200H221ZM69 202H68V203H69ZM137 202H138V201H137ZM63 203H64V205H65V202H63ZM134 203H136V201H135ZM146 203H147V201H146ZM184 203H185V202H184ZM42 204H43V202H42ZM44 204H45V203H44ZM44 204H43V205H44ZM60 204H61V203H60ZM169 204H170V203H169ZM239 204H240V203H239ZM241 204H242V203H241ZM261 204H262V203H261ZM261 204H260V202H259V205H261ZM53 205H54V204H53ZM55 205H56V204H55ZM58 205H59V203H58ZM106 205H107V204H106ZM187 205H188V204H187ZM189 205H190V204H189ZM193 205H194V204H193ZM227 205H228V204H227ZM231 205H232V204H231ZM78 206H74V207H78ZM81 206H82V205H81ZM137 206H138V205L135 204V207H137ZM147 206H148V205H147ZM185 206H186V205H185ZM191 206H192V205H191ZM195 206H196V204H195ZM202 206H203V205H202ZM207 206L209 207V205H206V207H207ZM56 207H57V206H56ZM58 207H59V206H58ZM67 207H68V206H67ZM124 207L126 208V206H124ZM186 207H187V206H186ZM188 207H189V206H188ZM263 207H264V206H263ZM263 207H262V208H263ZM54 208H55V207H54ZM78 208H79V207H78ZM146 208H147V207H146ZM149 208H150V206H149ZM203 208H204V207H203ZM232 208H233V207H232ZM234 208H236V207H234ZM41 209H43V208H41ZM48 209H49V208H48ZM52 209H53V208H52ZM58 209H59V208H58ZM60 209H61V206H60ZM74 209H75V208H74ZM80 209H81V208H80ZM176 209H177V208H176ZM182 209H183V207H182ZM186 209H187V208H185V210H186ZM190 209H191V208H189V210H190ZM239 209H240V208H239ZM37 210H38V209H37ZM65 210H66V209H65ZM124 210H125V209H124ZM195 210H196V209H195ZM229 210H230V209H229ZM235 210L237 211V209H235ZM241 210H242V209H241ZM241 210H240L239 213H241ZM44 211H46V210H44ZM48 211H50V210H48ZM59 211H60V210H59ZM140 211H141V210H140ZM208 211H209V210H208ZM236 211H235V212H236ZM40 212H41V211H40ZM60 212H61V211H60ZM150 212H151V211H150ZM177 212H178V210H177ZM177 212H176V213H177ZM182 212H184V211H182ZM195 212H196V211H195ZM195 212H194V214H195ZM205 212H206V214H209V212H207V211H205ZM205 212H204V214H205ZM225 212H226V211H225ZM225 212H224V213H225ZM228 212H229V211H228ZM123 213H126V212H123ZM123 213H122V215H123ZM145 213H146V212H145ZM152 213H153V212H152ZM186 213H187V212H186ZM188 213H192V212L189 211ZM232 213H233V212H231V216L235 217L234 215H232ZM44 214H45V213H44ZM116 214H118V213H116ZM128 214H129V212H128ZM140 214H141V212H140ZM204 214H202L203 217H201L200 213H199L200 216L197 215L196 217H192V216H190L191 214H189V216H190V217L192 218V220H193V224H192V225L190 224V225H191V228H193V230H195V229H194V226H195L197 223L200 224V226H203V225H202L203 222H208V220L205 219L206 217H205ZM234 214H235V213H234ZM236 214H237V212H236ZM38 215H39V213H38ZM118 215H119V214H118ZM149 215H150V214H149ZM116 216H117V215H116ZM125 216H126V215H125ZM144 216H145V215H144ZM171 216H172V215H171ZM206 216L208 217V215H206ZM229 216H230V215H229ZM131 217H132V216H131ZM133 217H134V216H133ZM133 217H132V218H133ZM150 217H151V216H150ZM184 217H185V216H184ZM184 217H183V218H184ZM190 217H189V218H190ZM210 217H211V216H210ZM210 217H208V218H210ZM213 217H214V216L212 215V218H213ZM222 217H223V222H224V220H226L228 216H227V214H226V215H222ZM222 217H221V219H222ZM85 218H86V217H85ZM119 218H120V221H121V216H119ZM124 218H125V217H124ZM124 218H122V219H124ZM142 218H143V220H141V221H144V217H143V216H142ZM208 218H207V219H208ZM7 219H8V218H7ZM126 219H127V218H126ZM134 219H135V217H134ZM136 219H137V218H136ZM160 219H161V218H160ZM215 219H216V218H215ZM235 219H236V218H235ZM115 220L118 221V219H116V218H115ZM131 220L133 221V219H131ZM145 220H146V218H145ZM165 220H166V219H165ZM168 220H169V219H167L166 221H168ZM182 220H183V219H182ZM205 220H206V221H205ZM217 220H218V219H217ZM236 220H237V221H240V220H238V219H236ZM113 221H114V220H113ZM126 221H127V220H126ZM128 221H130V220L128 219ZM137 221H138V220H137ZM137 221H136V223L143 224V222L141 223V222H137ZM190 221H191V219H190ZM214 221H215V220H214ZM219 221H220V219H219ZM227 221H228V220H227ZM229 221L232 222L231 219H230ZM7 222H8V221H7ZM49 222H50V221H49ZM49 222H48V223H49ZM52 222H53V220H51V223H52ZM59 222H60V221H59ZM67 222H68V221H67ZM85 222H86V221H85ZM88 222H89V220H88ZM88 222H86L85 225L88 224ZM150 222H151V221H150ZM158 222H159V221H158ZM212 222H213V220L211 221V224H213ZM216 222H217V221H215L214 223H216ZM19 223H20V222H19ZM19 223H18V224H19ZM48 223H47V224H48ZM185 223H186V221H185ZM190 223H192V222H190ZM236 223H237V222H236ZM239 223L241 224V222H239ZM49 224H50V223H49ZM113 224H114V223H113ZM130 224H131V222H130ZM130 224H129V225H130ZM140 224H139V225H140ZM144 224H145L146 227H147L148 224L145 223V222H144ZM152 224H153V223H152ZM160 224H161V223H160ZM164 224H165V225H162V224H161V225H162L161 227H160V225H159L160 228L149 227V228H148V231H149V232L146 234L145 237H143V238L141 237V240L139 241V242H140V247H139V248H141V249L143 250V252H145V251L149 252L148 256H149L150 258H154V261H153V262H156V263H159V264H184V262H185V261H184V260H185L184 258H185V257H184V255H183L182 253H180V251H179L181 248L178 249V247H177L178 244H177V239H176V237H175L176 234H177V232H176L177 230L174 229L175 227L173 228V227H169L168 225L166 226V222H165ZM170 224H171V222H170ZM174 224H175V223H174ZM176 224H178V223H176ZM209 224H210V223H209ZM240 224H239V225H240ZM242 224H243V223H242ZM244 224H245V223H244ZM16 225H17V224H16ZM126 225H127V224H126ZM155 225H156V224H155ZM183 225H184V224H183ZM205 225H206V224H204V226H205ZM224 225H227V223H226V224L223 223L222 226H224ZM233 225H234V223H233ZM18 226H19V225H18ZM53 226H54V225H53ZM60 226H61V225H60ZM62 226H64V225H62ZM86 226H87V225H86ZM157 226H158V225H157ZM171 226H172V225H171ZM173 226H174V225H173ZM196 226H197V225H196ZM200 226H199V227H200ZM204 226H203V227H204ZM16 227H17V226H16ZM42 227H43V226H42ZM136 227H137V226H136ZM188 227H189V229L186 228V230H187V229H188V230L191 229L190 226H188ZM203 227H202V228H203ZM210 227H211V225H210ZM228 227H229V226H228ZM19 228H20V227H18V229H19ZM52 228H53V227H52ZM109 228H111V227H106V229H109ZM140 228H141V227H140ZM177 228H178V227H177ZM204 228H205V227H204ZM204 228H203V229H204ZM223 228H224V227H223ZM229 228H230V227H229ZM47 229H48V228H47ZM53 229L55 230V228H53ZM53 229H52V230H53ZM59 229H60V228H59ZM59 229H58V230H59ZM115 229H116V228H115ZM137 229H138V227H137ZM178 229H179V228H178ZM199 229H200V228H199ZM221 229H222V228H221ZM15 230H16V229H15ZM36 230H37V229H36ZM48 230H49V229H48ZM60 230H62V229H60ZM112 230H114V227H113ZM112 230L110 229V231H112ZM120 230H121V229H120ZM122 230H123V229H122ZM131 230H134V229H130V231H131ZM135 230H136V229H135ZM193 230H192V231H193ZM219 230H220V229H219ZM20 231H21V230H20ZM44 231H45V230H44ZM105 231H106V230H105ZM137 231H138V230H137ZM146 231H147V230H146ZM184 231H185V230H184ZM190 231H191V230H190ZM190 231H189V232H190ZM195 231H196V230H195ZM200 231L203 233V230H200ZM204 231H205V230H204ZM213 231H214V230H213ZM217 231H218V229H217L215 232H217ZM228 231H229V230H228ZM17 232H18V231H16V234H17ZM21 232H22V231H21ZM59 232H60V231H59ZM62 232H63V231H62ZM138 232H139V231H138ZM179 232H180V231H179ZM187 232H188V231H187ZM196 232H197V231H196ZM207 232H208V231H207ZM207 232H206V233H207ZM222 232H223V231H222ZM234 232H235V231H234ZM252 232H253V231H251V233H252ZM18 233H19V232H18ZM52 233H53V232H52ZM52 233H51V234H52ZM72 233H73V232H72ZM74 233H75V232H74ZM115 233L117 234V233H118V230H117V232L115 231L114 234H115ZM248 233H249V232H248ZM259 233H260V232H259ZM105 234H106V232H105ZM114 234H113L112 232H108V233L106 234V237H105V238H106V241H107L106 244H109V243L112 241V238H113V235H114ZM116 234H115V235H116ZM191 234H193V233H191ZM235 234H236V232H235ZM255 234H256V233H255ZM257 234H258V233H257ZM17 235H18V234H17ZM19 235H21V234L19 233ZM44 235H45V234H44ZM64 235H66V234L64 233ZM115 235H114V237H115ZM193 235H194V234H193ZM235 236H236V239H237V235H235ZM235 236H234V237H235ZM250 236H251V235H250ZM13 237H14V234H13ZM34 237H35V236H34ZM42 237H44V236H42ZM48 237H49V236H48ZM70 237H71V236H70ZM70 237H69V238H70ZM196 237H197V236H196ZM246 237H248V236H246ZM62 238H63V239L65 240V242L67 243V241H66V237L63 236ZM69 238H68V239H69ZM105 238H104V240H105ZM115 238H117V237H115ZM115 238H113V239H115ZM177 238H178V237H177ZM182 238H183V237H182ZM191 238H192V237H191ZM250 238H252V236H251ZM262 238H263V237H262ZM38 239H39V238H38ZM42 239L44 240V238H42ZM178 239H179V238H178ZM185 239H186V237H185ZM260 239H261V238H260ZM32 240H34V244L36 243V245H38V243H41L40 241L37 243V242L35 241V240H37V239L32 238ZM53 240H54V239H53ZM55 240H56V239H55ZM70 240H72V237H71ZM115 240H116V239H115ZM131 240H132V239H131ZM195 240H196V239H195ZM197 240H198V239H197ZM251 240H252V239H251ZM253 240H254V239H253ZM8 241H9V239H8ZM28 241H29V240H28ZM37 241H38V240H37ZM192 241H193V240H192ZM254 241L258 243L259 240H258V241L254 240ZM10 242H11V241H10ZM10 242H9V243H10ZM112 242H113V241H112ZM184 242H185V241H184ZM248 242H249V241H248ZM7 243H8V242H7ZM54 243H56V242H54ZM54 243H52V241H48L49 248L45 247V248L48 249V250H47L48 253H45L46 255H43V257L45 256L46 259H51V260H52V258L55 256L54 254H56V255H60V253H59V249L55 247V244H54ZM137 243H138V242H137ZM179 243H180V242H179ZM187 243H188V242H187ZM250 243H251V241H250ZM13 244H14V243H13ZM32 244H33V243H32ZM112 244H113V243H112ZM241 244H242V243H241ZM251 244H252V243H251ZM258 244H259V243H258ZM261 244H262V243H261ZM41 245H42V244H41ZM43 245H44V244H43ZM43 245H42V247L44 248ZM62 245H63V244H62ZM110 245H111V244H110ZM110 245H109V246H110ZM183 245H184V244H183ZM238 245H239V244H238ZM33 246H34V245H33ZM47 246H48V245H47ZM251 246H252V245H251ZM42 247L40 246L39 248H42ZM57 247H59V246H57ZM61 247H62V246H61ZM114 247H115V246H114ZM7 248H8V247H7ZM32 248H33V247H32ZM35 248H37V247H35ZM137 248H138V247H137ZM185 248H186V247H185ZM187 248H188V247H187ZM189 248H190V247H189ZM237 248H238V247H237ZM9 249H10V248H9ZM33 249H34V248H33ZM33 249H32V250H33ZM230 249H231V248H230ZM238 249H239V248H238ZM245 249H246V248H245ZM245 249H244V252H245ZM247 249H248V248H247ZM34 250H35V249H34ZM39 250H40V249H39ZM78 250H79V249H78ZM189 250H190V249H189ZM240 250H241V249H240ZM248 250H249V249H248ZM41 251L43 252V250H41ZM134 251H135V250H134ZM182 251H183V250H182ZM237 251H238V250H237ZM45 252H46V249H45ZM70 252H71V251H70ZM70 252H69V253H70ZM136 252L139 254V251H137V249H136ZM183 252H184V251H183ZM235 252H236V251H235ZM240 252H241V251H240ZM246 252H247V251H246ZM246 252H245V253H246ZM249 252H250V251H249ZM260 252H261V249H260ZM263 252H264V251H263ZM40 253H41V252H40ZM43 253H44V252H43ZM69 253H68V254H69ZM100 253H101V252H100ZM237 253H238V252H237ZM261 253H262V252H261ZM64 254H65V251H64L63 254H61V255L63 256ZM106 254H107V253H106ZM135 254H136V253H135ZM138 254H136V255H138ZM181 254L183 255L184 258L182 257ZM184 254H185V253H184ZM193 254H194V253H193ZM38 255H39V254H38ZM107 255H108V254H107ZM239 255H240V254H239ZM239 255H237V256H239ZM242 255H243V250H242ZM242 255H240V256L242 257ZM263 255H264V254H263ZM111 256H112V255H111ZM138 256H139V258H142V259L144 258L142 254H139ZM193 256H194V255H193ZM195 256H197V255H195ZM240 256H239V258H240ZM243 256H244V255H243ZM70 257L73 259V261H74V260L76 261L75 263L83 264L82 262L84 261V257H83L82 254H80V253L77 251V249H72V252H71V256H70ZM149 257H148V258H149ZM39 258H41V257H39ZM62 258H63V257H62ZM64 258L67 259L66 257H64ZM110 258H111V257H110ZM136 258H137V257H136ZM136 258H135L136 261L139 260V259H136ZM192 258H193V257H192ZM192 258H191V259H192ZM198 258H199V257H198ZM243 258H244V257H243ZM253 258H255V260L257 261V264H261V263L263 262V261L261 260L262 262L260 263V260H259V257H258V252H257L256 249H254V247H253V249H252V251H251V259H250V262L253 260ZM260 258H261V257H260ZM65 259H64V260H65ZM191 259H190V260H191ZM194 259H195V258H194ZM194 259H193L192 262L196 261L197 258H196L195 260H194ZM53 260H54V259H53ZM55 260H56V259H55ZM119 260H120V259H119ZM144 260H145V259H144ZM188 260H189V258H188ZM228 260H229V259H228ZM263 260H264V257H263ZM37 261H38V259H37ZM39 261H40V260H39ZM42 261H43V260H42ZM109 261H110V259H109ZM234 261H235V260H234ZM45 262H46V261H45ZM151 262H152V261H151ZM188 262H189V261H188ZM190 262H191V261H190ZM227 262H228V261H227ZM42 263H43V262H42ZM47 263H48V262H47ZM93 263H94V262H93ZM143 263H144V262H143ZM48 264H49V263H48ZM87 264H88V263H87ZM129 264H130V263H129ZM131 264H134V263L131 262ZM144 264H145V263H144ZM149 264H150V263H149ZM221 264H222V262H221ZM226 264H227V263H226ZM228 264H229V263H228Z\"/></svg>",
    "mask_w": 264,
    "mask_h": 264
},
{
    "label": "clouds",
    "instance_id": "9594fccd",
    "mask_svg": "<svg viewBox=\"0 0 264 264\" xmlns=\"http://www.w3.org/2000/svg\"><path fill=\"white\" fill-rule=\"evenodd\" d=\"M251 264H257V261L255 260V258H253V260L251 261Z\"/></svg>",
    "mask_w": 264,
    "mask_h": 264
}]
</instances>
